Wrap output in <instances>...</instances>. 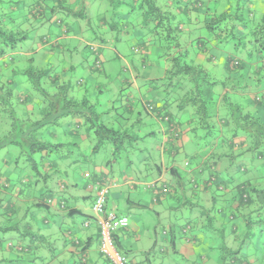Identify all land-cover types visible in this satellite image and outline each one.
<instances>
[{
	"label": "trees",
	"instance_id": "1",
	"mask_svg": "<svg viewBox=\"0 0 264 264\" xmlns=\"http://www.w3.org/2000/svg\"><path fill=\"white\" fill-rule=\"evenodd\" d=\"M89 1L92 0H79L78 4L81 7L72 12L76 16L83 17L87 9L86 2ZM220 1L222 0H212L213 5L209 6L208 0H163L160 4L158 0H106V5H109L112 13L116 15L115 19L118 20L122 17L123 22L118 26L117 22H115L116 25L114 21L108 23L105 17L101 16L98 27L104 28L103 33L107 30L113 32L114 37H118L120 34L129 36L133 32L132 28L139 25L140 28L146 30L147 35H150L147 42L152 40L157 44L159 57L166 61L163 75L150 79L149 88L148 81L146 82L147 90L152 92L151 97L147 98L144 94L136 95L129 87H120L118 92L122 93L127 89L129 92L124 97L125 103L121 104L120 102L119 106L121 104L123 107H128L139 102L140 107L147 115L164 121L170 136L176 139L181 135V128H178L179 123L175 119L171 106L178 112L186 110L191 114H185V122L190 124L191 131L196 129L201 131L202 137L197 138L205 140L206 143L202 142V146L210 147V151L215 147H221L223 151L226 147H241L243 155L248 152L252 159L261 161V166L257 163L248 165L252 162L251 157L238 161L235 165L236 171L245 173L249 169L251 175L247 179L239 176L240 180L237 182H233L235 177L232 175L235 170L228 172L230 169L228 162L224 172L226 176L223 180L220 178L219 170L213 171L206 180L199 178L192 180L194 186L197 185L207 191L209 186L214 184L217 185V188L231 186L232 202L230 206L238 210L240 206H244V208L252 206L256 201L255 195L261 194L264 199V116L235 110H228L221 115L219 106H221L222 92H241V87L237 83L238 79L244 80L250 74H255L258 76L256 81L262 82L257 85V88L264 84V0H260L262 1L260 13H257L256 10L259 4L258 0H234L236 2L227 7L217 4ZM8 3L10 0H0V44L2 45L0 58L5 56L6 51L14 49L17 43L26 39L21 25L15 26L12 18L6 13L13 9L6 5ZM122 4L127 5L128 9L118 11L117 9L122 8ZM67 9L71 11L72 7ZM180 11H193L196 16L200 15L201 19L197 17L190 19ZM133 12L137 16L133 17L131 14ZM178 12L180 13L178 14ZM125 15L135 19L130 21L126 19ZM191 20L199 21L193 23ZM203 29L207 31L206 35L202 34ZM232 39L235 44L231 45ZM145 43L144 41L139 43L134 49L143 54L147 53ZM247 43L250 45L249 51ZM217 45L222 48L220 49ZM229 45L231 47L227 48ZM85 48L89 54H95L93 63L99 61V52L96 46H90L87 42ZM215 50L226 54L223 67L224 71L231 73V82L214 80L205 70L203 63L206 61L216 63ZM252 50L255 51L253 56ZM233 52H236L237 55H233ZM242 52L244 55L246 54V59L239 56ZM146 60L145 56L144 65ZM16 63L17 61L12 62L9 69V62L4 59L0 60V111L5 112L10 120V130L0 137V149L7 145L17 147L18 152H15L12 158L15 164L21 163V159H24L29 163L33 172L40 174L39 169L43 168L44 160H49L53 155L63 151L64 146L66 147L68 144L75 147L74 137L72 139L69 136L79 130L83 131L86 138L93 135L96 137L93 149H99L105 141L111 142L114 154L120 150L121 145L126 142V138L136 139L134 133H132L133 135L129 134L130 129L126 127H109L102 119L104 112L96 113L98 101H92L87 95L76 97L77 87L81 85V81L72 83L70 79H61L63 74L57 71L55 65L47 68L28 67L16 71L13 68ZM93 69L97 70L99 67L94 64ZM17 74L23 75L29 84L28 90L25 93L21 92L20 95L14 93V81L10 80L13 77L16 78ZM129 80L128 84H133L134 80ZM244 85L247 84L244 83ZM83 91L88 92V88L85 87ZM96 91H101V89ZM120 96L122 95L120 94ZM119 100L121 101V98ZM251 100H254V103H261L260 98L252 97ZM228 104L233 103L230 101ZM119 106L112 104L107 111L108 115L111 116V110L115 111ZM18 108L20 109L17 111ZM115 114L117 115V113ZM180 116L182 117V115ZM123 118L124 121L129 119V117ZM109 120L107 119V122ZM232 122L243 131L240 135L245 136L236 143L233 140L234 137H239V134L227 131V127ZM223 128H225V133H221ZM213 131L218 133L215 138H206ZM64 138L67 139L64 142L61 141ZM36 154L39 155L37 162L34 159ZM224 156L228 161L229 152L227 150L224 151ZM38 164L41 166L38 167ZM2 173L0 172V177L3 176ZM28 173L32 174L31 171ZM28 173L26 177L29 175ZM226 177L231 180L226 181ZM5 184L4 187L11 186L7 177ZM15 198L17 199V196L12 195L9 201L14 199V203L6 205L11 215L17 209ZM49 201L46 199L45 203L51 204ZM247 215L248 213H246ZM231 217L234 218V215ZM13 229L14 227L11 226L4 228L7 231ZM234 229L236 227L231 226L230 232L235 231ZM230 251L233 253L231 255H234L238 250L223 245L220 254L221 264H225ZM230 259L235 260V257H230ZM236 260L242 263L240 258L236 257ZM81 262L79 260V264Z\"/></svg>",
	"mask_w": 264,
	"mask_h": 264
},
{
	"label": "rangeland",
	"instance_id": "2",
	"mask_svg": "<svg viewBox=\"0 0 264 264\" xmlns=\"http://www.w3.org/2000/svg\"><path fill=\"white\" fill-rule=\"evenodd\" d=\"M66 2L67 0H10V3L6 5L13 7V9L9 10L6 13H8V16L12 18L15 26H17L18 24L21 25V30H23L26 39L17 43L14 49L6 51L5 56H3V58H0V60L2 61V59H4V61L9 62V69L11 68L12 62L17 61L15 67L13 66L16 71H20L28 67L47 68L54 65H57L58 67L61 66L62 63L69 67L74 66L75 68L71 71L72 73L68 74V78L72 83L81 81L82 86H79L77 88L76 97L80 98L79 96L83 95V90L85 89V87L88 88V92L84 95H87L92 101H98V107L95 109L96 113L104 112V114L102 115V119L106 121L105 123L108 124L109 127L120 128L123 126L124 128L126 127L127 129H130L129 134L134 133V135L137 136L141 135V138L139 137L134 140L126 138V142L121 145L120 150L115 154L112 151L111 142L107 141H105L103 143V146L100 147L97 151L91 153L96 137L93 135L92 137L87 138L85 140V143H88L89 140L91 141L88 146H83L85 147V149L82 155L86 157V161L82 163L84 165L82 170L89 169V167L93 165L94 161L100 162L107 159H111V165H115V158L126 156V158L130 162H132L133 168H138L142 172L139 179H141V181H143L144 183L141 185V187H149L154 182L151 180V175H153L155 171L154 164L159 165L161 169H165V167L172 165L171 160H168V154L169 151L172 150L173 145L166 142L168 137L167 135L164 136L162 133L163 126H165L166 123L164 121L157 123L156 121H147L144 119L138 125L133 126L134 128L130 127L129 125L124 126L123 117L127 118L129 117V115L126 114L125 110H123L124 107L121 104L125 103L124 97L127 96L129 89L122 91V93L118 91L120 89L119 86L128 87L126 82L130 81L129 79H133L135 81L134 78L137 77V75H139V79H137V85L147 87V83H142L140 77L149 78L157 75L162 76L166 66V61L164 60V58L159 57V51L157 49L158 45L155 44L152 40H149L147 42V39H150V35H147L145 32L146 30L140 28L139 25L135 26V28H132L134 32L133 35L130 33L131 35L129 36L120 34L118 37H114V35L113 37H106L107 33H103L104 28L98 27V21L100 20L99 17H105L108 23L114 21L115 25V22H117L118 26H120L123 22L122 17H120L118 20L115 19L116 15L112 13L109 5H106V0H92L87 2V10L83 17L76 16V14L72 12L73 10H75L73 7L76 6L75 3L77 4L78 9L81 7L78 4V1L70 4V6H67ZM162 2L163 0H158L159 4ZM234 2L236 1L222 0L220 2H217V4L227 7L234 4ZM71 7L73 8L71 11H69L67 8ZM260 7L261 6H259L258 8ZM124 9H128V6L122 4V8L117 10L121 11ZM6 10H8V8H6ZM131 14L133 17L137 16L135 12ZM125 16L126 19L130 21L135 19H131L129 15ZM202 34L206 35L207 31L203 29ZM84 41H87L90 46H96L97 51L99 52L98 58L101 62V67L95 71H92V74H90L92 76H95L93 81L91 79V76L85 73L84 68H81L82 60L80 58V47L81 45H83ZM143 41L144 43L146 42L145 49L147 51V53L144 52V54L137 52L134 49L137 48L138 44L142 43ZM231 42V45L235 44L233 43V39L231 40ZM66 43H69L71 47L74 46L75 50H70L73 52L72 54H70L69 50L67 49ZM219 45L223 46L221 44ZM231 45L227 46V48H230ZM246 45L249 51V43H247ZM1 47L2 45L0 44V49ZM217 47L219 46L217 45ZM219 48L221 49L222 47ZM85 50H87V48H85ZM88 52L89 51L87 50V53ZM232 54L237 55L236 52H233ZM254 54L255 51L252 50V56ZM88 55L89 56L87 59H90L89 64L91 65L93 63L92 60L94 59L95 54L88 53ZM224 55L226 54H221L220 51L215 50V56L217 57L215 61L216 63H213L214 61H206L205 63H203V66L210 78L217 81L231 82V73L224 71ZM145 56L147 60L143 67L142 65L144 63ZM239 56L242 59L247 58L246 54L244 55V52H242ZM103 70L105 71V73L103 72ZM16 76V78L13 77V79L10 80L14 81V93L20 95L21 92L25 93V91L28 90L29 84L27 83L23 75L17 74ZM147 78L146 80L148 81L149 88L150 81ZM257 78V75L250 74L248 78H245L244 80L238 79L237 83L238 86L241 87V92H222L221 106H219L220 114L222 115L228 110H235L237 112L252 113L253 115L257 116H264V84H262L263 86H261L260 89L257 90V85L262 83L261 81H256ZM96 79H99V81H96ZM122 79H126V82L124 84L121 81ZM244 83L247 85H244ZM95 85L99 86L101 88V91H96L95 89H93L92 87ZM227 87L229 88L230 86ZM120 94L122 96H120ZM140 94H144L147 98L152 96V92L146 89H141ZM252 97L260 98L261 103H254V100H251ZM120 98L121 101L119 100ZM230 101L233 104H228ZM120 102L121 104L119 106ZM112 104H116V106H119V108H117L115 111L111 110L112 114L111 116H109L107 111L108 109H110V105ZM134 104L136 106H140L139 102ZM19 109L20 108H18L17 111ZM115 113H117V115L121 114L122 116L118 117ZM185 114L190 115L191 112L185 110L181 114L182 117H180L181 124L183 125L181 130H185L184 133L186 135L181 137V139L174 138L173 143L182 145V141H185L188 138L190 139L191 136L193 137L192 141L190 140V142L184 143L183 146L180 145L179 147L181 150L174 156L175 161L179 167L178 170L182 175V178L185 179L184 182H186L187 180L188 181L187 183H185L186 188L184 189V191H182V189H180V187L176 183H174V181H168V184L171 187L168 191L172 192V189L174 191L175 188V196L178 197L177 200L171 201L170 204V206L178 207V210L170 209L169 211L175 213L174 215L179 217L180 223L184 224L185 221H189L192 227L190 226V229L189 226H185L184 231L187 230L186 232H180L179 234L177 233V241L182 239L184 236H187L190 230L193 231V228H196V226H198L199 214L203 212V208L205 205L201 201L200 190L202 189L197 185L194 186L192 180L195 179V176H193V174L191 173L192 169H190L193 168L195 166V163L199 161V155L197 154L195 156L193 154H196L195 152L199 147V144L202 143L201 139L197 141V137H202V134L201 131L199 132L197 131V129L195 131L190 130V124L185 122ZM107 119H110L109 122H107ZM9 123L10 120L8 115L5 112L2 113L0 111V137H2L4 134H6L7 131L10 130ZM193 127L195 126L193 125ZM227 131L239 134V137H234L235 139L233 141L235 143L239 142V140L245 137L240 135V133L243 131L237 128L233 122L230 123V125L227 127ZM221 133H225V128H223V131ZM216 134L218 133L216 131H213L212 134H208L206 138H215ZM169 147L171 149H168ZM209 148L210 147H208V150ZM67 150L72 153L73 151H75V148L73 147V145L68 144L66 147L64 146L63 151ZM226 150L229 152L228 164L230 169H228V172H232L234 169L235 171L232 176H234L237 180H240L238 179L239 176H242L244 179L249 178V176L251 175V171L249 169L245 173H240V171H236L235 165L238 163V161L244 160L246 157H251V154L247 152L245 155H243L241 147L238 149H236L235 147H226L224 151ZM15 152H18V148L15 146L7 145L6 147L0 149V172H3L6 168L2 173L3 176L0 177V249L6 246V248L3 249L4 253L5 251H9L13 254L18 252L23 256V261L25 262V264H48L49 262L58 264V257L54 255L53 249H55V247L57 246L59 247L61 245V242L58 243V238L53 239L52 237V234L57 231V228L55 229V232L53 230L48 231L49 237L52 241L46 240L45 245H42L40 243L42 247L38 246L39 240L37 239L36 235L37 227H41L39 226L40 222L43 226L47 225L46 223L43 224L42 221L43 218L48 214L47 209L42 206L36 207L32 205H24L22 217L17 215V211L15 212L13 218L12 216L10 217V215L7 214V212L10 211L8 210L6 205L9 203H14V199L12 200L13 202L9 200H11L10 198L12 195L14 196L16 189L21 188L28 195H31V191L34 190L33 196L39 198L40 196H37L38 192H41L42 195L46 193L45 184L51 183V185H54L56 183L60 184L61 182L60 180L55 179L56 173L47 177L45 170L44 176L43 178H41V175H43L41 169H39L40 174H36L30 168L29 163L27 161H24V159H21V163L15 164L12 160ZM34 159L37 162L39 160V155L36 154ZM4 160H6V163L3 162ZM225 160L226 157L223 156L221 158V161L224 164H226ZM251 160L252 162L248 165L257 163L261 166V161H259L258 159H252L251 157ZM116 161L121 164L119 162V159H117ZM122 162L125 163V159L122 160ZM186 162H190L191 164L188 167H185L186 165H183L186 164ZM40 166L41 165L38 164V167ZM72 166L73 165L71 164V170L73 168ZM108 168H110V166H108ZM129 168L130 166L128 165L127 169ZM147 170L153 171V173H151L150 175L144 173ZM29 171H31L32 174H29ZM208 171L211 170L208 169ZM27 173L29 174L27 176L28 180L26 179ZM60 175L64 179L65 175ZM6 177L11 182V186L9 187H4L6 185ZM3 178L5 179V182ZM24 179H26V181L22 182V180ZM79 182L82 183L83 179H79ZM158 182L159 180H157V183ZM212 182L215 183L216 181ZM216 186V184H214L213 186H209L210 191L213 187L212 194L215 197V201L211 205L207 206L213 216V218L211 219V226L203 228V230L207 231L211 237L210 239H208V242H214L217 246L222 248L223 237H226L227 235H229L231 238L236 237L233 241V244H235L233 250L236 249L238 251H236L234 255H231L233 253L232 251H230L231 253L227 255L225 264H232L230 261H234V259L231 260L230 257L239 258L238 255L242 254H250L255 260H257L256 262L258 264H264L263 196L257 193L258 195H255L256 201L252 206H248L245 208L244 206H240L238 210H235L230 206L232 202L231 195H228V193H224ZM63 188L64 187L60 184L59 190H63ZM206 193L210 195V192L206 191ZM7 198L9 202L7 201ZM160 204L165 208H167L168 206L164 197L163 199H161ZM108 205L109 207L111 206L110 199L108 200ZM155 210L157 209L155 208L154 210H152L151 208V212H154ZM220 211H223L222 214H220ZM125 213L131 218L132 212H130L131 214H129V212ZM230 213H233L231 215H234V218L231 217ZM246 213H248L247 216ZM146 214H148L146 215V217L149 218L150 223L160 220V222L162 223L161 225H163L162 227L167 228L168 220L172 221V219L166 217V215H162L159 219L156 220L155 213L147 212ZM47 217L49 218V215H47ZM75 217H79V221H81L79 215H76ZM93 217L95 220L94 212ZM79 224L81 223L79 222ZM156 224L157 223L155 222V225ZM9 226H13L14 229L8 231L4 230L5 227ZM231 226L236 227V229H234L235 231L230 232ZM156 227L159 243L163 246H167V244L163 241V239H165V234L162 231L163 228L160 227V224H157ZM121 230L122 229L117 230L118 233ZM203 230L201 232H198V230H196L195 235L197 241L194 245L195 252L194 255H192L189 259L181 258L179 255L176 256L171 252V250L170 252H155L154 255L158 254V256H164L163 260L169 264H213V260L205 262L199 256L205 252H209L207 248L209 247L208 242L205 241L203 244ZM183 244L186 245L185 241ZM40 248L44 251V257L41 260L36 257L38 253L37 251ZM161 248L162 247L159 246L157 247V249ZM120 251L126 253L123 248L120 249ZM225 252L227 253L229 251ZM240 258H242V256H240ZM15 262L16 261H5L2 264H15Z\"/></svg>",
	"mask_w": 264,
	"mask_h": 264
},
{
	"label": "crops",
	"instance_id": "3",
	"mask_svg": "<svg viewBox=\"0 0 264 264\" xmlns=\"http://www.w3.org/2000/svg\"><path fill=\"white\" fill-rule=\"evenodd\" d=\"M75 1L79 2V0H67L66 5L70 6V4L74 3ZM208 1L209 3L207 2V4L209 6L213 5L212 0ZM257 2H259L260 4H258V7L262 5V1L258 0ZM75 5L76 6L73 7L76 10L78 9V7L76 3ZM256 10L257 13H260L262 11V8L260 7ZM180 12L183 15H187L190 19H195L196 17L201 19V16H196V13L193 11ZM180 12H178V14ZM191 21H193V23H196L199 20ZM105 32L107 33L106 37H113L114 35L113 32H108L107 30H105ZM133 34L134 32H132V35ZM86 43L87 41H84L83 45H81L80 47V58L82 60L81 68H84L85 73L90 75L92 74V71L95 70L93 69V63L90 65V59H87L89 55L87 53V50H85ZM66 47L69 50L70 54L73 53L70 50H75L74 46L71 47L69 43H66ZM142 66L144 67V63ZM54 67L57 68L58 72H62L63 77H61V79H69L68 74L72 73L71 71L75 68L74 66L69 67L63 63L61 66L57 67V65H55ZM103 72L105 73L104 70ZM90 76L93 81L95 76ZM138 76L139 75L135 77V81L133 82V84H128L129 81L126 82V79L121 80L123 84L126 82L127 86L133 90L134 94H140L141 89L147 90L146 86L142 87L137 85V79H139ZM146 78L147 77H140L141 82L146 83ZM152 78L153 77H149L147 79L150 80ZM96 81H99V79H96ZM260 87L261 85L258 86L257 90L260 89ZM92 88L95 90L101 89L96 85ZM85 93L87 92H84L83 95ZM124 108L126 114L129 115V119L127 121H124L123 123L124 126L129 125L130 127L134 128L133 126L138 125L144 119L147 121H156L157 123L161 122L153 116L147 115L140 106H136L135 104ZM171 109L175 114V119L178 120V128H182L183 125L180 121V115L184 110L178 112L173 106H171ZM184 132L185 130H181V135L178 137L179 139L186 135ZM162 133L164 136L167 135L168 137L166 142L173 145L172 150H170L168 154V160H171L172 165L165 167V169H161L159 165L154 164L155 171L154 174L151 175V180L154 182L149 187H141V185L144 183L143 181H141V179H139L142 172L138 168L134 169L132 162H130L126 158V156L115 158V165H111L110 161L112 160L107 159L100 162L94 161L93 165L89 167V169L82 170V168L84 167L82 163L86 161V157L82 155L85 149V147L83 146H88L90 140L88 143H85V140L87 138L82 130H79L78 132L76 131L75 133L71 134L69 137H74V139H72L74 140V143H76L74 147L75 151H73L72 153L68 150L61 151L62 153L59 152L55 156H52L49 160H44L43 168H41V172L43 173V175H41V178H43L44 176V170L47 174V177L56 173L55 179L60 180V184L64 187L63 190H59V183H56L54 185H51V183L45 184L46 193L42 195L41 192H38L37 196H40L39 198L33 196L34 190L31 191V195L26 194V192H24V190L21 188L15 190L16 192L14 196H17V199L15 198V205L17 207L16 212L18 211V216L22 217L24 205H32L36 207L42 206L48 211L47 215H49V218L46 215V217H44L42 220L43 224L46 223L47 225L43 226L40 222L39 226L41 227H37L36 235L37 239L39 240L38 246L42 247V245H45L46 240H51L48 231L53 230L55 232V229L57 228V231L52 234V237L53 239L58 238V243L61 242V245L59 247L57 246L55 247V249H53L54 255L58 257V264H79V260H83L80 264H107L98 250V227L96 225V221L94 220L92 211L94 192H90V190L86 188L88 182L98 179L109 184L105 213L114 211L119 215L124 214L128 216L125 212H129V214H131L130 212H132L131 218L128 216V227L126 229H122L119 233L117 232L115 235V243L118 246V249L120 250L123 248L132 262L138 264H169L163 260L164 256L161 257L158 256V254H154L155 252H170V250L174 255H179L181 258L185 259H189L192 255H194V245L197 241L195 235L196 230H198V232H201L203 228L211 226V219L213 218V216L207 206L214 203L215 197L213 196L212 190L210 191V189H208V191L204 189L200 190L201 201L205 205L203 208V212L199 214L198 226H196V228H193V231L190 230L187 236H184L182 239L177 241L176 234H179L180 232H186L187 230L184 231V227H192V225L189 221H185L184 224L180 223L179 217L174 215L175 213L169 211L170 209L178 210V207L170 206L171 201L177 200L178 197L175 196V188L174 191L172 189V192L168 191L169 188H171L168 184V181H174V183H176L180 187V189L184 191V189L186 188L185 183H187L188 180L184 182L185 179L182 178V175L178 170V164L176 163L174 158L176 153L181 150L179 147L181 144L173 143L174 138L170 136V132L168 131V127L166 125L163 126ZM134 137L141 138V135H134ZM66 139L67 138H64L61 141L64 142ZM190 140H193L192 136L190 137V139L188 138L185 141H182L181 146H183L184 143L190 142ZM198 140L199 138L197 139V141ZM202 142L206 143L205 140ZM215 146H217V144H215ZM235 148L238 149V147ZM168 149L171 148L169 147ZM97 150L98 149H93L92 147L91 153ZM207 150L208 147L202 146V143L199 144V147L195 152L196 154H193L195 156L197 154L199 155V161L195 163V166L193 168H190L192 169L191 173L193 174V176H195V179L199 178L201 180H206L213 171L219 170L220 178L223 180L226 176L224 172L226 164L228 162L227 160H225L226 164H224L221 161V158L224 156V151L221 147H215L211 151ZM117 159H119V162L121 164L116 161ZM124 159L125 163L122 162V160ZM3 162L6 163V160H4ZM71 164L73 165L72 170L70 169ZM190 164V162H187V164H184L183 166L186 165L185 167H188ZM128 165L130 166L129 169H127ZM108 166H110V168H108ZM208 169H210L211 171H208ZM144 173L150 175L151 173H153V171L147 170ZM60 174L65 175V180L61 177ZM26 179L28 180V177H26ZM26 179L22 180V182H25ZM79 179H83V182H79ZM157 180H159L158 183ZM225 180L229 181L231 179L227 178ZM233 182H237V179L234 178ZM230 188L231 186H228L226 188H223L222 186L218 187L219 190H222L224 193H228V195H231L232 193ZM206 191L210 192V195L206 193ZM163 197L168 204L167 208L161 206L160 204ZM46 199H49V202L51 204H46ZM109 199L111 200L110 207L108 205ZM151 208L152 210H154L155 208L157 210L151 212ZM147 212L155 213L156 220L159 219L162 215H166V217L172 219V221L168 220L167 228L162 227L163 225H161L162 223L160 222V220L155 221L157 224H160L161 228H163L162 231L165 234V239H163V241L167 244V246H163L159 243L156 231L157 224L155 225L154 221L152 223L149 222V218L146 217V215H148L146 214ZM222 212L223 211H220V214H222ZM7 214L10 215V217H13L15 215V213L11 215L9 212H7ZM76 215L80 216L81 221H79V217H75ZM77 220L81 224H79ZM202 236L204 238L203 244L205 241L208 242V239L211 238L207 231L202 232ZM235 238L236 237L231 238L229 235H227L226 237L222 238V244L233 249L235 247V244H233ZM184 241L186 245L183 244ZM40 243L42 245H40ZM208 245L209 247L207 248L209 252H205L199 256L205 262L213 260V264H220L221 248L214 242H208ZM158 246L162 247L163 249H157ZM3 249H5V247L0 249V264L4 263L5 261H16L15 264H25V262L23 261V256L18 252L13 254L9 251H5L4 253ZM37 252L38 253L36 257L41 260L44 257V251L40 248ZM238 256L239 258L240 256H242V258H240L242 260V263L236 260L235 257V260L231 262L232 264H258L256 262L257 260H255L250 254H242ZM48 264H53V262H49Z\"/></svg>",
	"mask_w": 264,
	"mask_h": 264
},
{
	"label": "built area",
	"instance_id": "4",
	"mask_svg": "<svg viewBox=\"0 0 264 264\" xmlns=\"http://www.w3.org/2000/svg\"><path fill=\"white\" fill-rule=\"evenodd\" d=\"M96 65H99L98 61ZM92 188L95 190L92 211L96 216L98 227L99 252L110 264H129L128 258L118 250L114 240V234L117 230L128 226V217L117 215L114 212L105 213L107 186L96 182Z\"/></svg>",
	"mask_w": 264,
	"mask_h": 264
},
{
	"label": "clouds",
	"instance_id": "5",
	"mask_svg": "<svg viewBox=\"0 0 264 264\" xmlns=\"http://www.w3.org/2000/svg\"><path fill=\"white\" fill-rule=\"evenodd\" d=\"M98 61V60H97ZM97 61H95V63H93V65L95 64V66H97L96 65V62ZM99 62V65L97 66V67H101L100 66V60L98 61ZM186 164H187V162H186ZM96 182H100V183H102V184H104V185H106L107 186V189H108V191H109V184L108 183H106V182H104V181H101V180H94V181H91V182H88L87 183V185H86V187H87V189L88 190H90V192H94V198H93V203H94V199H95V190L92 188V186L94 185V183H96ZM107 194H108V192H107ZM92 206H93V204H92ZM105 209H106V204H105ZM106 212V211H105ZM110 212H114V211H110ZM108 213V212H107ZM115 213V212H114ZM115 214H117V213H115ZM117 215H119V214H117ZM121 215H124V214H121ZM126 216V215H125ZM128 217V216H127ZM95 221H96V216H95ZM128 221H129V218H128ZM97 225V224H96ZM128 225H129V222H128ZM128 227V226H127ZM127 227H125V228H121V229H126ZM118 232V231H117ZM116 232V233H117ZM116 233L114 234V240H115V235H116ZM116 244V243H115ZM117 246V245H116ZM117 248H118V246H117ZM99 250V249H98ZM119 250V249H118ZM120 251V250H119ZM121 252V251H120ZM100 253V252H99ZM121 253H123V252H121ZM127 258H128V260H129V264H137V263H135V262H132L131 261V259L128 257V255L126 254V253H123ZM102 256V255H101ZM105 260V259H104ZM108 264H110L107 260H105Z\"/></svg>",
	"mask_w": 264,
	"mask_h": 264
}]
</instances>
